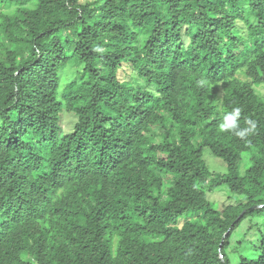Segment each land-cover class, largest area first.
Masks as SVG:
<instances>
[{"label":"trees","instance_id":"16d2710c","mask_svg":"<svg viewBox=\"0 0 264 264\" xmlns=\"http://www.w3.org/2000/svg\"><path fill=\"white\" fill-rule=\"evenodd\" d=\"M262 215L264 0H0V264H233Z\"/></svg>","mask_w":264,"mask_h":264},{"label":"rangeland","instance_id":"374dc122","mask_svg":"<svg viewBox=\"0 0 264 264\" xmlns=\"http://www.w3.org/2000/svg\"><path fill=\"white\" fill-rule=\"evenodd\" d=\"M12 8H1L4 12L10 13L13 10ZM82 63L71 61L65 69L60 73L61 87L63 84L72 78L77 70L82 69ZM244 78V77H242ZM74 116L68 113L63 114L62 126L65 132L70 131L74 124ZM203 158L205 159L207 165L211 170L225 172L226 167L220 158L212 155L209 150H204ZM244 162L240 167L241 173L244 170V166L247 163V158L244 156ZM207 197L209 200L213 201L214 206L217 208L223 204H231L235 201H240L243 199V195L235 194L229 192L228 188L223 186L221 189L212 190L207 192ZM219 204V205H218ZM186 216L179 218V224L185 220ZM264 236V215L259 217H245L233 230L229 238V246L226 249L227 254L230 256L233 264L237 261V256L233 252V247L241 242L238 252L247 253L248 250V241L257 243Z\"/></svg>","mask_w":264,"mask_h":264},{"label":"clouds","instance_id":"9594fccd","mask_svg":"<svg viewBox=\"0 0 264 264\" xmlns=\"http://www.w3.org/2000/svg\"><path fill=\"white\" fill-rule=\"evenodd\" d=\"M240 109L236 108L232 113L224 116L223 122L219 125V130L224 132L237 127V118L239 117ZM238 135L243 136V133H238Z\"/></svg>","mask_w":264,"mask_h":264},{"label":"water","instance_id":"95a60500","mask_svg":"<svg viewBox=\"0 0 264 264\" xmlns=\"http://www.w3.org/2000/svg\"><path fill=\"white\" fill-rule=\"evenodd\" d=\"M259 206H261V205H259ZM243 214V212L240 214V216Z\"/></svg>","mask_w":264,"mask_h":264}]
</instances>
